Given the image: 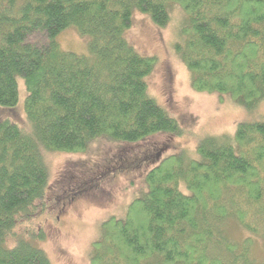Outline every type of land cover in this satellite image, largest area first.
I'll return each mask as SVG.
<instances>
[{
	"label": "trees",
	"instance_id": "trees-1",
	"mask_svg": "<svg viewBox=\"0 0 264 264\" xmlns=\"http://www.w3.org/2000/svg\"><path fill=\"white\" fill-rule=\"evenodd\" d=\"M170 5L188 18L174 47L191 89L245 110L263 101L264 0H0V111H15L21 79L27 122L23 130L0 115V264H51L31 240L6 243L48 191L42 150L179 136L148 92L156 60L123 37L136 12L165 28ZM68 28L87 40V55L60 49ZM233 132L201 140L194 160L173 154L150 168L126 216L102 223L91 264H256L250 239L234 243L223 226L252 233L246 215L264 219V122Z\"/></svg>",
	"mask_w": 264,
	"mask_h": 264
},
{
	"label": "rangeland",
	"instance_id": "rangeland-1",
	"mask_svg": "<svg viewBox=\"0 0 264 264\" xmlns=\"http://www.w3.org/2000/svg\"><path fill=\"white\" fill-rule=\"evenodd\" d=\"M168 13L165 28L154 26L147 15L134 13L131 28L123 37L139 55L156 60L153 72L146 78L148 92L177 122L179 136L160 134L134 144L99 139L80 154L42 150L49 174L48 191L37 204V213L12 230L6 241L9 246L20 237L31 240L51 264H91L92 246L101 238L102 223L110 217L126 216L130 202L146 192L144 176L150 168L173 154L194 160L197 144L204 138L232 136L238 123L264 122V100L245 110L228 98L220 103L215 94H199L191 89L190 74L174 47L180 42V30L187 26L188 18L177 5H170ZM57 41L63 52L88 54L87 40L78 37L74 29L60 33ZM17 87L15 111L1 110L0 115L26 130L21 79ZM256 218L260 220L258 224L246 215V222L250 230L258 233L231 220L223 230L234 243L249 238V259L263 264L264 221Z\"/></svg>",
	"mask_w": 264,
	"mask_h": 264
}]
</instances>
